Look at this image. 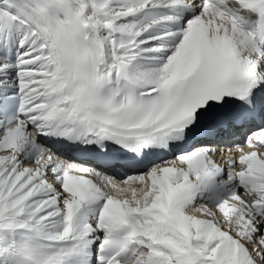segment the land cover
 <instances>
[{
	"label": "snow or ice",
	"instance_id": "obj_1",
	"mask_svg": "<svg viewBox=\"0 0 264 264\" xmlns=\"http://www.w3.org/2000/svg\"><path fill=\"white\" fill-rule=\"evenodd\" d=\"M0 264H264V0H0Z\"/></svg>",
	"mask_w": 264,
	"mask_h": 264
},
{
	"label": "bare ground",
	"instance_id": "obj_2",
	"mask_svg": "<svg viewBox=\"0 0 264 264\" xmlns=\"http://www.w3.org/2000/svg\"><path fill=\"white\" fill-rule=\"evenodd\" d=\"M218 159H219V157H217ZM220 219L223 221V216H222V214L220 215Z\"/></svg>",
	"mask_w": 264,
	"mask_h": 264
}]
</instances>
